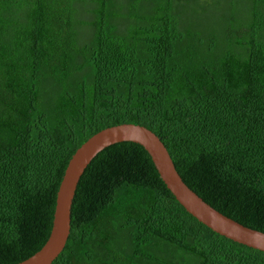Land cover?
Here are the masks:
<instances>
[{
  "label": "trees",
  "instance_id": "obj_1",
  "mask_svg": "<svg viewBox=\"0 0 264 264\" xmlns=\"http://www.w3.org/2000/svg\"><path fill=\"white\" fill-rule=\"evenodd\" d=\"M124 123L264 232V0H0V264L42 249L71 158ZM52 264H264V251L199 221L124 141L81 177Z\"/></svg>",
  "mask_w": 264,
  "mask_h": 264
},
{
  "label": "water",
  "instance_id": "obj_2",
  "mask_svg": "<svg viewBox=\"0 0 264 264\" xmlns=\"http://www.w3.org/2000/svg\"><path fill=\"white\" fill-rule=\"evenodd\" d=\"M124 141L145 147L168 188L199 221L229 239L264 251V232L228 217L196 193L184 181L168 148L154 131L143 125L124 123L96 133L76 151L58 191L54 223L48 241L33 256L17 264H52L58 258L71 234L73 203L81 177L100 152Z\"/></svg>",
  "mask_w": 264,
  "mask_h": 264
}]
</instances>
